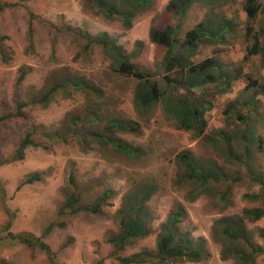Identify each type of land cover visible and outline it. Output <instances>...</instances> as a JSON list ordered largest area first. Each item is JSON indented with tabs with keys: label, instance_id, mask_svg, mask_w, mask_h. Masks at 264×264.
Here are the masks:
<instances>
[{
	"label": "rangeland",
	"instance_id": "obj_1",
	"mask_svg": "<svg viewBox=\"0 0 264 264\" xmlns=\"http://www.w3.org/2000/svg\"><path fill=\"white\" fill-rule=\"evenodd\" d=\"M107 1L122 12L123 0ZM170 1L151 0L127 28L93 0H0V115L24 106L22 117L0 124V264H121L155 255L180 210L175 241L189 238L202 260L166 264H240L238 249H264V217L245 220L238 245L223 236L224 219L264 210L255 199L264 195V0L254 19L245 12L248 0H193L183 15L169 12ZM201 23L214 36L188 46ZM168 27L172 71L168 48L150 39L153 28ZM208 58L216 62L212 79L189 72ZM124 62L151 77L120 73ZM148 82L161 96L145 107ZM193 102L209 110L203 134L181 126ZM29 132L36 146L15 161ZM185 154L214 176L205 184L187 179ZM36 174L40 182L27 183ZM72 194L83 207L76 215L64 208ZM100 203V213L86 211ZM131 208L148 217V236L116 251L110 240ZM10 234L41 239L51 256ZM153 258L141 264H160ZM250 264H264V253Z\"/></svg>",
	"mask_w": 264,
	"mask_h": 264
},
{
	"label": "trees",
	"instance_id": "obj_2",
	"mask_svg": "<svg viewBox=\"0 0 264 264\" xmlns=\"http://www.w3.org/2000/svg\"><path fill=\"white\" fill-rule=\"evenodd\" d=\"M98 4L100 8H102L103 12L106 17L109 19L115 18L116 16H120L119 18L126 19L124 26L129 28L131 26V19L135 16L136 12L143 11L147 8L149 3H151V0H123L124 8L120 9V5H111L108 3L107 0H93ZM193 0H171L167 6V9L169 12L176 13V14H185L190 7ZM180 8V9H179ZM262 5L261 3H258L257 0H248L245 12L249 19H254L258 12L261 10ZM1 11V9H0ZM121 12V13H120ZM205 24L201 23L198 25V30H192L188 33V46H194L196 43V40L202 39L203 35L208 36H214V33H204ZM228 30V27L224 29ZM174 29L171 27H168L164 31H160L158 29L153 28L150 32V39L153 43L163 45L168 48L167 55L165 57V62H167V65L171 69H174V63L177 61L174 57L173 48H174ZM201 37V38H200ZM3 39V38H2ZM1 41V38H0ZM108 45V44H107ZM215 60L212 58H208L205 61H203L200 65H194L190 68L191 73H197V72H205L211 77L210 73L212 71H215ZM263 63H264V54H263ZM264 65V64H263ZM119 72L122 74H126L129 76H134L141 80H149L151 77L150 74L142 73L138 70V68L130 63L124 62L119 69ZM26 72H23L18 80V84H20L22 81H24L26 77ZM212 79V78H210ZM197 83V84H201ZM58 87H61L59 85ZM186 91H189L191 89V86L187 88L185 86ZM161 96L160 90L158 89L156 84H150L147 83L146 89L143 92L141 96V103L143 106H149L152 103L156 102ZM23 105H19V110L17 113L13 114H7V115H0V124L7 122L11 119H15L18 117H22V108ZM203 105H198L195 102H193L191 109L189 110V113L187 115L186 120L181 121V126L185 130H197L200 134H203L204 129L207 125V122L205 121L203 117L204 111H209L208 109H203ZM122 131H128L133 130L136 131L135 128L129 126V128L125 126H117ZM32 133H28L27 136L21 141L19 149L17 150L15 154V161H21L24 160L25 157V151L29 147L36 146V143L31 139ZM183 159L186 160L184 163L186 169L188 170V175L186 176L187 179L190 180H196L203 182V184L207 183L210 178H212L214 175L211 172H208L206 174L202 173L199 170L195 169L194 163L192 158L188 154H185L183 156ZM41 177L39 174H36L32 176L27 183H35L40 182ZM73 182V180H72ZM149 195H143L141 198V201L138 202L140 206H144L145 202L149 200ZM255 199H262L264 200V195L262 196H256ZM80 202V196L76 197L73 194L68 196L66 204L64 206L65 209L70 210V213L72 215H76L79 212L83 210V207L79 206ZM101 205L95 204L92 207L86 208V211L92 213V214H98L101 212ZM134 206V205H133ZM132 206V208H133ZM129 209L126 211L125 220L121 223V233L118 237H114L110 240V243L114 246L116 251H123L127 246H129L133 241L138 239H144L148 236L149 230H146V223L148 220V217L145 216L144 211L142 209ZM183 210H180L177 215L173 217V221L170 223V230L166 235H163L158 243H157V253L151 254V253H145V254H139L132 256L131 258H123L119 259L121 264H141L147 262V258L154 257L153 259H157L160 264H166V262L170 259L175 260H191L193 262H199L202 260L201 258V251L196 250L194 248H190L191 242L190 239L185 236L178 237L179 241L178 243L175 241L176 234H175V227L176 225L180 224L182 222V215ZM61 215H63V211L60 212ZM149 216V215H148ZM264 217V210L263 209H246L244 210V214L242 217L237 218L236 220L231 219H224V223L226 224V227L223 231V236L226 237L231 243L238 245L242 239L245 238V235L247 233V230H245V220H250L252 222H257L261 220ZM147 218V220H146ZM60 228L66 227L65 223H61L58 225ZM10 237L16 238L23 244H27L28 246L32 247H39L42 250L46 251L49 256H51L50 248L42 242L41 239L35 238L33 236H25V235H13L10 234ZM264 249L262 247H257L254 249V253L247 254L246 251L238 249V251L234 252V255L237 257L240 264H250L252 262H255V256L258 254H263ZM147 257V258H145Z\"/></svg>",
	"mask_w": 264,
	"mask_h": 264
}]
</instances>
